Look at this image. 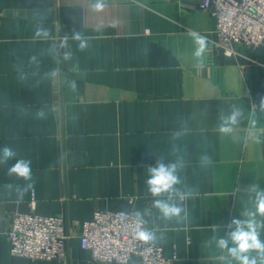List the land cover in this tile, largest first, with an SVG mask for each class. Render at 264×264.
I'll list each match as a JSON object with an SVG mask.
<instances>
[{
    "label": "crops",
    "instance_id": "0c3cea01",
    "mask_svg": "<svg viewBox=\"0 0 264 264\" xmlns=\"http://www.w3.org/2000/svg\"><path fill=\"white\" fill-rule=\"evenodd\" d=\"M199 1L108 0L96 12L92 0H0V148L10 145L15 159L30 160L33 174L20 198L4 187L28 183L7 175L15 159L0 164V232L14 212L33 205L41 214L62 213L69 234L66 260L45 263L14 256L1 233L0 264H108L91 261L79 242L81 222L99 209L150 211L148 227L163 234L158 243L176 256L173 264H223L206 244L212 229L223 235L252 206L250 185L264 189V45L236 44L226 53L215 42V18ZM40 22L51 39L34 38ZM74 31L91 38L86 50L71 39ZM192 32L208 41L202 67ZM65 35L73 52L67 62L47 51ZM33 55L38 64L29 63ZM76 63L79 71H70ZM52 69L59 76L44 79ZM67 80L77 81L75 92ZM233 105L244 115L223 136L219 118ZM42 107L47 118L36 119ZM253 118L259 144L250 135ZM203 154L212 159L207 168ZM160 156L182 157L178 187L199 193L183 201L187 221H165L152 207L147 168Z\"/></svg>",
    "mask_w": 264,
    "mask_h": 264
},
{
    "label": "clouds",
    "instance_id": "9594fccd",
    "mask_svg": "<svg viewBox=\"0 0 264 264\" xmlns=\"http://www.w3.org/2000/svg\"><path fill=\"white\" fill-rule=\"evenodd\" d=\"M108 6V0H92L90 7L93 11L102 12ZM195 50L193 58L198 66H203L205 62V54L207 51L208 41L204 36L196 32H192ZM34 38L42 41L51 39V32L44 23L40 22L34 30ZM71 39L78 42L77 48L79 51H84L89 47L90 37L84 36L79 31L72 33ZM69 37L65 35L57 45L53 43L48 49V53L54 58L62 56L63 61H71L73 52L69 46ZM64 50L61 52L60 50ZM30 64H38V58L33 55L29 58ZM70 71H79L78 63L73 64ZM60 74L59 69H52L44 73V79H54ZM21 80L27 79L24 73L20 74ZM67 87L75 92L78 88L76 80H67ZM254 110L256 103H253ZM259 112L264 113V97L260 99L258 104ZM48 112L45 108H40L35 112V118L39 120L46 119ZM244 115L242 109L233 105L228 114H221L218 126V132L223 136H230L236 126L240 123ZM257 126L256 119L249 120L250 135L256 143H261V139L256 135L255 129ZM17 156L16 151L10 146L5 145L0 148V164H7L8 161L14 160ZM212 159L208 154H203L200 157V165L207 168L211 165ZM186 164L182 157H177L175 160L165 162L164 157L160 156L154 166L147 168L148 177L146 179V192L153 198L152 207L156 209L160 218L165 221L175 220L177 223L187 221L188 212L183 201L193 198L198 195V191L194 187L184 185L183 188L178 187L183 184L180 173L185 168ZM9 177H16L28 182L24 186L6 184L4 187L9 193L15 194L23 198L29 189L33 187L31 161L20 158L15 159V163L7 168ZM247 192L252 195V206L246 208L239 216L233 218L227 225L228 230L221 235L219 227L213 228V235L206 244L211 247L215 246L221 253L218 259L223 264H264V239H261V232L264 231V189L260 188L256 183L250 185ZM121 220L131 222L135 238L144 243H158L164 240L163 234L158 235V229L149 228V221L146 215H150V211L140 210H123L118 213Z\"/></svg>",
    "mask_w": 264,
    "mask_h": 264
},
{
    "label": "built area",
    "instance_id": "2783aa9c",
    "mask_svg": "<svg viewBox=\"0 0 264 264\" xmlns=\"http://www.w3.org/2000/svg\"><path fill=\"white\" fill-rule=\"evenodd\" d=\"M199 7L215 18V42L226 53L231 54L236 44L264 45V0H200ZM30 206L28 211L14 212L0 232L7 237L11 253L32 261L64 262L69 238L64 215L41 214ZM121 211L99 209L81 222L79 242L89 250L90 260L108 264H173L176 256H167L162 244L135 238L131 222L118 215Z\"/></svg>",
    "mask_w": 264,
    "mask_h": 264
},
{
    "label": "rangeland",
    "instance_id": "374dc122",
    "mask_svg": "<svg viewBox=\"0 0 264 264\" xmlns=\"http://www.w3.org/2000/svg\"><path fill=\"white\" fill-rule=\"evenodd\" d=\"M67 257H68V256H67ZM39 262L49 263V262H57V261H39ZM59 262H63V261H59Z\"/></svg>",
    "mask_w": 264,
    "mask_h": 264
}]
</instances>
